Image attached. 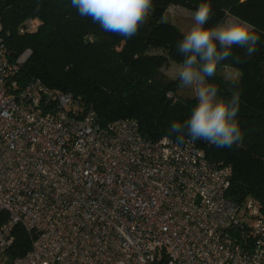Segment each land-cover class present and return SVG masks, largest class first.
Listing matches in <instances>:
<instances>
[{
  "label": "built area",
  "instance_id": "2783aa9c",
  "mask_svg": "<svg viewBox=\"0 0 264 264\" xmlns=\"http://www.w3.org/2000/svg\"><path fill=\"white\" fill-rule=\"evenodd\" d=\"M6 33L0 21V264L17 226L31 247L12 264H264V214L228 200V167L132 119L101 125L38 79L21 87L30 52L9 60Z\"/></svg>",
  "mask_w": 264,
  "mask_h": 264
},
{
  "label": "trees",
  "instance_id": "16d2710c",
  "mask_svg": "<svg viewBox=\"0 0 264 264\" xmlns=\"http://www.w3.org/2000/svg\"><path fill=\"white\" fill-rule=\"evenodd\" d=\"M205 2L212 9L207 26L238 16L254 25L260 39L251 56L234 45L216 75L206 77V83L218 88V97L229 98L239 92L235 119L242 141L231 147L202 140L194 143L209 164L230 169L228 200L241 208L254 202L264 214V0H152L145 22L130 38L106 32L91 17H81L71 0H2L0 21L8 32L9 60L30 52L16 76L21 87L38 79L48 88L79 97L95 111L101 125L132 119L145 139L176 140L175 134H169L171 123L188 119L198 100L178 97L180 80L163 71L171 63H183L178 46L185 36L165 15L173 6L195 13ZM29 18L35 20L36 29L18 35V27ZM233 72L236 77L231 76ZM13 235L6 264L24 256L31 247L21 226Z\"/></svg>",
  "mask_w": 264,
  "mask_h": 264
},
{
  "label": "clouds",
  "instance_id": "9594fccd",
  "mask_svg": "<svg viewBox=\"0 0 264 264\" xmlns=\"http://www.w3.org/2000/svg\"><path fill=\"white\" fill-rule=\"evenodd\" d=\"M71 6L81 17H91L104 31L130 38L145 22L152 0H71ZM211 11L207 2L198 6L193 16L195 24L178 46V52L184 56L177 69L178 78L182 86H195L198 103L188 119L171 123L169 134H175L178 143H183L187 136L193 142L202 140L217 147H231L243 139L235 119L240 94L218 97V88L206 83V77L216 75L218 65L232 55L234 45L251 56L257 51L260 37L254 25L238 16L207 26Z\"/></svg>",
  "mask_w": 264,
  "mask_h": 264
},
{
  "label": "rangeland",
  "instance_id": "374dc122",
  "mask_svg": "<svg viewBox=\"0 0 264 264\" xmlns=\"http://www.w3.org/2000/svg\"><path fill=\"white\" fill-rule=\"evenodd\" d=\"M194 13L189 12L181 7H170L165 15V20L175 24L185 35L194 26L195 21L193 19ZM228 19V18H227ZM179 65L171 63L168 67L163 69L166 76L173 80H179L177 75V69ZM232 77H236L233 72ZM195 86L185 87L182 86L180 81V86L177 90V96L181 98L196 97L194 92Z\"/></svg>",
  "mask_w": 264,
  "mask_h": 264
}]
</instances>
